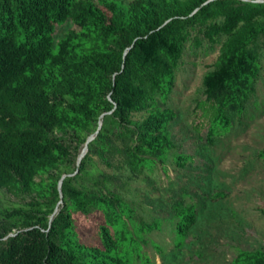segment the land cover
<instances>
[{
    "label": "trees",
    "instance_id": "1",
    "mask_svg": "<svg viewBox=\"0 0 264 264\" xmlns=\"http://www.w3.org/2000/svg\"><path fill=\"white\" fill-rule=\"evenodd\" d=\"M252 1L0 0V189L28 197L0 205V264H128L120 245L158 222H133L91 154L108 163L103 153L117 137L132 173L163 166L176 116L165 105L190 38L219 45L197 106L210 114L193 127L207 125V139L226 131L260 71L264 3ZM174 158L179 167L191 160ZM174 211L179 245L196 216L192 204ZM75 212L91 219L82 239ZM229 264H264V251L239 250Z\"/></svg>",
    "mask_w": 264,
    "mask_h": 264
},
{
    "label": "rangeland",
    "instance_id": "2",
    "mask_svg": "<svg viewBox=\"0 0 264 264\" xmlns=\"http://www.w3.org/2000/svg\"><path fill=\"white\" fill-rule=\"evenodd\" d=\"M70 27L67 23L57 28L56 38ZM218 49V44L211 46L204 40L199 46L192 38L185 43L165 105L176 116L168 126L174 149L163 166L158 164L150 173H132L118 152L126 143L117 137H111L103 153L108 163L96 150L91 154L95 167L112 178L113 190L133 209V222H158V228L131 234L133 239L120 245L119 253L128 264H229L239 250L264 251V160L257 156L264 149V47L257 49L260 71L243 113L229 112L230 127L207 139V125L198 130L193 125L204 123L210 114L197 106L204 101L202 78L215 68ZM144 116L139 113L134 119ZM178 154L191 157L185 167L176 164ZM26 201L27 196L15 197L0 189L3 207ZM177 203L192 204L196 216L179 245ZM73 214L79 238L85 230L92 233L91 219L80 212Z\"/></svg>",
    "mask_w": 264,
    "mask_h": 264
},
{
    "label": "water",
    "instance_id": "3",
    "mask_svg": "<svg viewBox=\"0 0 264 264\" xmlns=\"http://www.w3.org/2000/svg\"><path fill=\"white\" fill-rule=\"evenodd\" d=\"M242 1H249V0H242ZM252 2H255V3H264V0H253ZM194 12H195V11H194ZM100 124H101V122H99V126H100ZM98 129H99V128H98ZM93 138H94V136L89 137V138L87 139L86 143L84 144V147H83V149H82V151H81V153H80V155H79V157H78L77 165L79 164L80 159L84 156V154H85V152H86V150H87V143H88L89 141H91ZM63 177H64V176H63ZM63 177H62V178H63ZM60 186H61V180H60V182H59V184H58V189H60ZM55 212H56V210H55Z\"/></svg>",
    "mask_w": 264,
    "mask_h": 264
}]
</instances>
